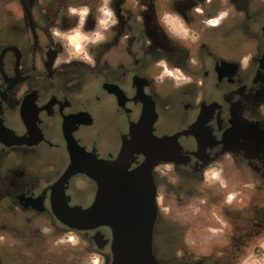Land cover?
<instances>
[{"label":"flooded vegetation","instance_id":"af4514ba","mask_svg":"<svg viewBox=\"0 0 264 264\" xmlns=\"http://www.w3.org/2000/svg\"><path fill=\"white\" fill-rule=\"evenodd\" d=\"M12 3L0 0V264H85L96 252L110 264L107 225L72 228L52 210V186L73 157L85 165L122 158L127 171L146 163L156 191L153 247L160 239L176 259L154 247L162 264H235L264 233V0H113L120 23L90 47L94 65L57 64L66 53L50 28L75 23L71 3L90 6L91 29L99 0H19L22 20ZM196 4L203 15L191 11ZM224 9L220 25L203 24ZM168 11L184 16L195 43L159 28ZM161 58L192 82L156 81ZM167 163L172 170H157ZM209 164L225 186H204ZM63 188L70 206L86 208L97 185L77 171ZM229 193L237 195L226 203ZM203 215L218 231L195 251L186 244L211 228ZM72 233L79 244L59 248Z\"/></svg>","mask_w":264,"mask_h":264},{"label":"water","instance_id":"95a60500","mask_svg":"<svg viewBox=\"0 0 264 264\" xmlns=\"http://www.w3.org/2000/svg\"><path fill=\"white\" fill-rule=\"evenodd\" d=\"M121 162L118 158L85 165L73 157L52 186V210L72 228L107 225L112 233L110 264H162L153 247L157 204L152 175L146 163L127 171ZM77 171L86 173L97 185L94 200L86 208L70 206L64 195V182Z\"/></svg>","mask_w":264,"mask_h":264},{"label":"clouds","instance_id":"9594fccd","mask_svg":"<svg viewBox=\"0 0 264 264\" xmlns=\"http://www.w3.org/2000/svg\"><path fill=\"white\" fill-rule=\"evenodd\" d=\"M112 2L113 0H99L96 15L93 16L94 26L91 29L86 28V23L92 12L90 6L87 4L76 6L71 3L68 5L67 17H75V23L68 28L58 26L50 28L54 43L59 44L63 52L66 53V55H59L57 57V64L61 62L68 63L72 60H79L89 65L95 64V55L90 51V47H97L109 40V34L120 23V19L112 7ZM9 8L17 19H23L24 10L19 0H14V3L10 4ZM191 11L203 15L204 9L199 4H196ZM228 15L229 10L224 9L219 11L215 16L203 19L202 22L208 27H217ZM156 23L169 39L190 41L192 43H195L199 39V34L189 26L184 16L177 11H168L158 15ZM247 59H244L245 65L247 64ZM189 63L195 65L197 60L195 57H190ZM156 67L161 70L154 79L160 83H163L168 78L172 80L173 87L181 88L192 82V77L186 74L180 67H169L168 61L165 58L156 61ZM161 168L172 170L173 164L167 163L157 166L158 171ZM203 175L206 184L219 182L221 186H225L222 169L217 165L209 164L204 169ZM236 195L237 193H229L225 202L231 203ZM221 223L226 224L225 221H221ZM213 231L218 230L214 229ZM67 241L73 246H76L80 242L79 236L75 233L69 234ZM87 264H105V257L99 252L92 253L87 260ZM237 264H264V234L255 238L254 243H251L245 249V252L239 256Z\"/></svg>","mask_w":264,"mask_h":264},{"label":"rangeland","instance_id":"374dc122","mask_svg":"<svg viewBox=\"0 0 264 264\" xmlns=\"http://www.w3.org/2000/svg\"><path fill=\"white\" fill-rule=\"evenodd\" d=\"M210 185H212V184H204V186H210ZM165 211V210H164ZM211 220L206 216V215H203V217L200 219V224H201V226H203V225H206V224H208L211 228H208L207 229V231H205V235H203L202 237H200L199 238V240L198 241H195V243L194 242H192V243H188V244H186L187 245V247H190V248H192L193 250H195V251H198V250H200V251H203V250H205V249H207V248H209L210 247V244H212V243H209V238H208V236L210 235V234H214L215 232L214 231H212V229L215 227V226H212V224H211ZM213 223V222H212ZM192 229V228H191ZM192 234H194L193 232H191ZM189 234V233H188ZM264 234V233H263ZM195 235V234H194ZM63 238L64 239H66L67 237H64L63 236ZM64 239H62L63 241H64V243L59 247V248H63V249H71V247L73 246L70 242L68 243V241H65ZM255 241V240H254ZM254 241L253 242H251V243H254ZM250 243V244H251ZM249 244V245H250ZM248 245V246H249ZM154 247H155V251H156V253H157V255L160 257V258H162V259H168V260H176L174 257L172 258V256H171V254H169V253H167V249H166V245H165V243H163L160 239H158V238H156L155 239V242H154ZM245 252V251H244ZM88 260V259H87ZM238 261V260H237ZM237 261H236V263L235 264H237ZM85 264H87V261L85 262Z\"/></svg>","mask_w":264,"mask_h":264}]
</instances>
